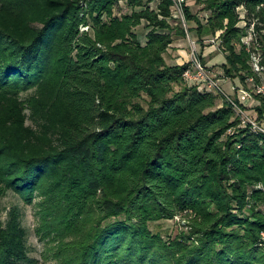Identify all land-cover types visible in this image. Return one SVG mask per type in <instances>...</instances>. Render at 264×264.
Segmentation results:
<instances>
[{
  "label": "trees",
  "instance_id": "obj_1",
  "mask_svg": "<svg viewBox=\"0 0 264 264\" xmlns=\"http://www.w3.org/2000/svg\"><path fill=\"white\" fill-rule=\"evenodd\" d=\"M153 1L0 0V199H38L60 264H264V130L166 56L189 32L216 38L224 75L248 84L264 0H197L202 18L188 0L187 26ZM180 213L187 231L151 228ZM21 218L0 204V264L29 259Z\"/></svg>",
  "mask_w": 264,
  "mask_h": 264
},
{
  "label": "rangeland",
  "instance_id": "obj_2",
  "mask_svg": "<svg viewBox=\"0 0 264 264\" xmlns=\"http://www.w3.org/2000/svg\"><path fill=\"white\" fill-rule=\"evenodd\" d=\"M161 0H154L151 3L153 8H157ZM193 12L197 13L200 18L208 15L206 10H203V5L197 3V0H193L192 3ZM131 12V8L126 4V0H120L119 5L117 6V13L124 14ZM242 18L246 15L245 11L241 10ZM175 14V13H174ZM179 18V17H178ZM195 22H188V26H192ZM187 25V23H186ZM240 25H243L241 22ZM139 32L140 39L144 40L146 37L147 28L145 27V22L137 28ZM189 35L185 38H177L176 43L180 40L185 42L182 47L170 46V49L167 53V61L169 63H174L179 60L182 63L192 62L194 59H198L202 65L206 68V72L210 74L211 77L217 81L219 86L224 90V92L215 88V92L220 93L221 96L225 98L235 99L239 93V89L242 87H249V84L241 82L239 79H232L231 77L224 75V70L222 63L226 61V54L224 49L219 44V41L214 42L211 39H207L202 43L199 42L198 36L193 32L192 43L189 44ZM213 39V38H212ZM179 41V42H180ZM174 42V43H175ZM178 42V43H179ZM181 48L180 52L178 49ZM207 52L205 57L203 54ZM215 61L216 63L211 65L209 61ZM183 63V64H184ZM221 78H227L228 82H221ZM235 81V82H234ZM240 83V86H237ZM248 83V82H247ZM204 84V83H201ZM229 94V95H227ZM260 96L254 95L253 98L244 103V109L241 111L244 122H253L259 128L264 129V118H259L257 106L262 103ZM219 102L222 103V97L219 98ZM261 129V130H262ZM259 187H262L259 185ZM0 204L2 208V218L3 220L7 216V212L13 206H18L21 210V219L23 225L27 229V242L29 247V259L25 261L24 264H60V259L57 256L59 249V243L57 240H54L52 237L43 234L41 231V219L38 209V199L33 203H26L18 194L10 191L6 196L0 199ZM189 216L186 213H180L175 216V218L170 220H161L151 224V228L155 232H161L165 238L173 237L180 233L181 231H187L188 229Z\"/></svg>",
  "mask_w": 264,
  "mask_h": 264
},
{
  "label": "built area",
  "instance_id": "obj_3",
  "mask_svg": "<svg viewBox=\"0 0 264 264\" xmlns=\"http://www.w3.org/2000/svg\"><path fill=\"white\" fill-rule=\"evenodd\" d=\"M173 1L175 16L181 18L184 22V25L187 26L184 16V3L188 0ZM82 30H89V26H82ZM254 36V26L252 25L249 33L242 38V41L246 44L247 51L249 52V63L251 65L252 73L247 78L249 87L245 86L239 89L237 97L240 103H245L246 101L253 98L256 94L264 98V56L261 49L254 46ZM211 41L217 42V39L213 38ZM184 75L190 84L204 85L203 87L208 91H214L215 88H217L224 92L217 81H215V79L206 72V68L198 59H194L192 61L191 66L185 71ZM230 100L234 103L238 112L241 113L243 110L238 106L235 100L232 98ZM252 124L254 125L255 130L262 129L259 128L255 123L252 122Z\"/></svg>",
  "mask_w": 264,
  "mask_h": 264
},
{
  "label": "crops",
  "instance_id": "obj_4",
  "mask_svg": "<svg viewBox=\"0 0 264 264\" xmlns=\"http://www.w3.org/2000/svg\"><path fill=\"white\" fill-rule=\"evenodd\" d=\"M192 3H193V0H189V1H188V4H189L191 7H192V5H193ZM147 33H148V30L146 31V35H147ZM189 34H190V35H189V39H190V40H189V41H190L189 44H190V43H192V40H193V39H192L193 32H189ZM141 41H142L143 44H146V42H147V37H145L144 40L141 39ZM179 41H180V40H179ZM179 41H178V42H179ZM178 42H177V43H176V42L173 43L171 46H174V47H182V46H184V43H185V42H183V41H180L179 43H178ZM171 50H173V49H170V48H169V51H170V52H171ZM178 50H179L180 52L182 51L181 48H179ZM205 55H207V52H205V54H203L204 57H205ZM192 61H193V60H192ZM176 62H177V63H180V64H183V63H184V62L182 63V62L179 61V60L175 61V63H176ZM215 63H216V62H215L214 60H213V61H211V60L209 61V64H211V65H213V64H215ZM222 64H223V63H222ZM236 79H239V78H236ZM222 81H225V82L227 83V82H228V79H227V78H221V82H222ZM234 82H235V81H234ZM200 86L203 87L204 85H200ZM237 86H240V83H239ZM227 95H229V94H227Z\"/></svg>",
  "mask_w": 264,
  "mask_h": 264
}]
</instances>
